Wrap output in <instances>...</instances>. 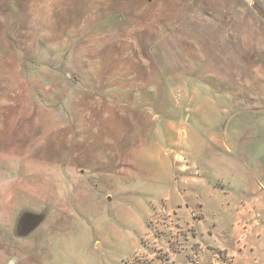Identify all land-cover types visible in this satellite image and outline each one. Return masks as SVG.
Listing matches in <instances>:
<instances>
[{
	"label": "rangeland",
	"instance_id": "1",
	"mask_svg": "<svg viewBox=\"0 0 264 264\" xmlns=\"http://www.w3.org/2000/svg\"><path fill=\"white\" fill-rule=\"evenodd\" d=\"M243 1L110 52L59 0H0V264H264V0Z\"/></svg>",
	"mask_w": 264,
	"mask_h": 264
},
{
	"label": "crops",
	"instance_id": "2",
	"mask_svg": "<svg viewBox=\"0 0 264 264\" xmlns=\"http://www.w3.org/2000/svg\"><path fill=\"white\" fill-rule=\"evenodd\" d=\"M47 2L51 7V0ZM244 5L243 0H59L55 13L60 31L68 28L72 17L79 19L82 27L90 23L93 31L109 34L110 38L99 41H107L108 47L100 49L115 52L126 46L119 45L121 39H129L134 32L149 36L156 30L166 29L205 34L209 27L207 21L231 20L233 13L245 11ZM248 16L252 19L251 14ZM177 207L181 212L189 209L187 204Z\"/></svg>",
	"mask_w": 264,
	"mask_h": 264
}]
</instances>
